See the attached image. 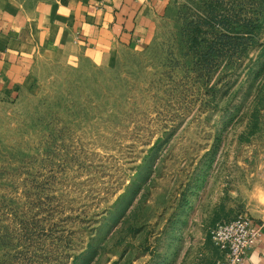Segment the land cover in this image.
<instances>
[{"label":"rangeland","instance_id":"1","mask_svg":"<svg viewBox=\"0 0 264 264\" xmlns=\"http://www.w3.org/2000/svg\"><path fill=\"white\" fill-rule=\"evenodd\" d=\"M148 42L0 81V264H214L264 211V0H158Z\"/></svg>","mask_w":264,"mask_h":264},{"label":"crops","instance_id":"2","mask_svg":"<svg viewBox=\"0 0 264 264\" xmlns=\"http://www.w3.org/2000/svg\"><path fill=\"white\" fill-rule=\"evenodd\" d=\"M157 1L0 0V81L28 74L40 54L63 55L75 47L103 52L143 47ZM252 219L264 233V211ZM245 264H264V234Z\"/></svg>","mask_w":264,"mask_h":264},{"label":"built area","instance_id":"3","mask_svg":"<svg viewBox=\"0 0 264 264\" xmlns=\"http://www.w3.org/2000/svg\"><path fill=\"white\" fill-rule=\"evenodd\" d=\"M263 226L251 217L239 215L217 223L210 231V241L217 249L214 264H245L250 249L263 237Z\"/></svg>","mask_w":264,"mask_h":264},{"label":"trees","instance_id":"4","mask_svg":"<svg viewBox=\"0 0 264 264\" xmlns=\"http://www.w3.org/2000/svg\"><path fill=\"white\" fill-rule=\"evenodd\" d=\"M210 239V238H209Z\"/></svg>","mask_w":264,"mask_h":264}]
</instances>
